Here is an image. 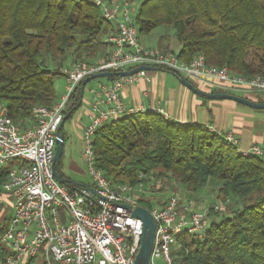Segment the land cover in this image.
Listing matches in <instances>:
<instances>
[{
    "label": "trees",
    "instance_id": "trees-1",
    "mask_svg": "<svg viewBox=\"0 0 264 264\" xmlns=\"http://www.w3.org/2000/svg\"><path fill=\"white\" fill-rule=\"evenodd\" d=\"M133 1L140 2L139 31L172 29L183 60L201 53L210 65L264 75V0ZM114 29L89 0H0V115L20 127L30 125L34 107L58 100L59 68L109 55ZM79 89L66 114L80 108ZM94 150L96 166L116 183H136L145 174L146 185L157 177L197 195L211 179L218 182V203L233 212L211 219L202 240L179 234L176 264H264V157L239 152L203 125L155 112L104 124L94 135ZM56 167L61 172L60 161ZM9 169L0 166V195ZM67 186L76 187L73 181ZM140 203L150 207L152 200ZM215 213L220 212L208 210L210 217ZM8 221L0 223V260L7 253L1 239Z\"/></svg>",
    "mask_w": 264,
    "mask_h": 264
},
{
    "label": "built area",
    "instance_id": "built-area-1",
    "mask_svg": "<svg viewBox=\"0 0 264 264\" xmlns=\"http://www.w3.org/2000/svg\"><path fill=\"white\" fill-rule=\"evenodd\" d=\"M89 1L115 25L108 37L109 55L61 66L59 71L67 83L65 94L51 106L34 107L30 125L20 127L11 117L0 115V166L10 167L0 203L12 211L1 239L7 253L0 264H136L143 221L133 212L139 206L147 209L158 224L150 264H176L173 252L178 235L188 232L202 240L210 226L208 211L199 210L194 199L171 193L163 203L152 201L150 207L143 206L140 201L147 192L145 174L136 183H116L96 166L94 135L104 124L148 112L170 119L159 108L146 109L124 100L125 84L137 81L146 70L112 80L105 78L88 89L93 115L84 128L83 159L91 183L72 188L57 180L53 163L59 127L84 78L151 65L188 80L210 76L225 92L264 93V75L243 76L227 66L210 65L201 53L187 62L177 52L143 44L131 0ZM218 134L238 147L239 138L234 133ZM241 153L264 157V143ZM210 208L225 211L219 203Z\"/></svg>",
    "mask_w": 264,
    "mask_h": 264
},
{
    "label": "crops",
    "instance_id": "crops-1",
    "mask_svg": "<svg viewBox=\"0 0 264 264\" xmlns=\"http://www.w3.org/2000/svg\"><path fill=\"white\" fill-rule=\"evenodd\" d=\"M143 44L156 46L162 50L179 52L180 45L173 41L171 35H162L157 44L147 43L141 38ZM104 82V81H103ZM194 87L206 92L218 91L219 83L210 76L202 75L200 78L190 81ZM233 91V90H231ZM225 92V91H222ZM81 103H85V120L80 123L81 153L83 157L85 142L83 139L84 128L91 120L93 111L89 100V92ZM232 93V92H231ZM123 97L130 105L142 106L146 109L159 108L169 114L170 119L184 124L203 125L217 133L232 132L239 138L238 151H247L254 144L264 143V110L256 111L251 107L228 99H210L195 93L182 83L181 77L171 71H147L142 77L133 83L125 84ZM80 106V107H81ZM80 109V108H79ZM64 133V152L68 146L67 134ZM84 143V144H83ZM61 165V164H60ZM61 167V166H60ZM72 170L78 175L84 174V170L75 162L71 163ZM73 181L76 187L90 185L91 179L82 181L81 178L66 176ZM83 177V176H82ZM75 187V188H76ZM218 188V182L211 179L195 196L209 197L211 190ZM186 195L194 196L185 189ZM217 196V194H216ZM205 209L204 207H201ZM217 217H212L216 220Z\"/></svg>",
    "mask_w": 264,
    "mask_h": 264
},
{
    "label": "rangeland",
    "instance_id": "rangeland-1",
    "mask_svg": "<svg viewBox=\"0 0 264 264\" xmlns=\"http://www.w3.org/2000/svg\"><path fill=\"white\" fill-rule=\"evenodd\" d=\"M131 2H133L132 3L133 8H135L137 12L140 6V2L133 1V0H131ZM164 34L171 35L173 41L177 42L176 37L174 35V31L172 29H167L166 27H162V26L156 27L152 29L150 32L139 31L140 37L147 43H151L153 45L157 44L160 37ZM104 79L105 78H101V79H96V80L89 82L85 88V96L88 94L87 91L91 86L96 85L100 80H104ZM189 81H192V80H189ZM66 87H67V83H66L65 77L59 76L56 79V90L58 93V100L62 97L63 94H65ZM218 91L222 92V89H219ZM231 92L237 95L243 96V97L251 98L255 101H264V93L262 92H255L251 94L244 92V91H239V90L238 91L233 90ZM84 109H85V103H83L80 109L75 111L71 116H69L65 120V132L67 134L68 146L65 150V153H63V156L60 159V164H61L60 170H61V173L64 174L65 176H70L72 178L77 176L81 178L82 181H88L89 174H88L86 163L81 153L82 140L80 137V129H79L80 123L85 120ZM256 111H259V109H256ZM72 162L77 163L84 170V174H82L83 177L81 175H78L75 170H72L71 168ZM147 187H148L147 189L149 190H147L145 195L142 196L143 200L150 199L154 202L163 203L167 199L168 195H170L171 193H178L182 197H186V198L189 197L186 195L185 188L181 184L175 181L168 183L167 180L165 179H158L157 177H151V182L150 184L147 185ZM209 193H210V196L207 198L204 196H195V195L189 198L195 200L197 208L199 210L208 211L211 205L217 204L218 201L220 202V200L216 196L217 194L216 190L212 189L211 192L209 191ZM0 198H2V194L0 195ZM204 206H205V209H202L201 207H204ZM232 212H233L232 208L231 209L227 208V211L220 212L218 214L215 213L213 216L211 217L209 216V218L211 220L212 217L218 216L219 218L216 219V221H220L222 218L221 216H229L231 215ZM11 213H12L11 207H5L2 204V209L0 212V223L2 221L7 222L11 216ZM158 263L160 264V261H158Z\"/></svg>",
    "mask_w": 264,
    "mask_h": 264
},
{
    "label": "water",
    "instance_id": "water-1",
    "mask_svg": "<svg viewBox=\"0 0 264 264\" xmlns=\"http://www.w3.org/2000/svg\"><path fill=\"white\" fill-rule=\"evenodd\" d=\"M141 70H146V71H155L156 68L151 65H139L136 66L130 70L127 71H120V72H110V71H103L99 73H94L91 74L90 76L84 78L81 81L80 89H79V97H80V103H82L84 93H85V88L86 85L96 79H101V78H107V79H115L117 76H128L135 74ZM182 83L192 89L195 93H198L200 95L206 96L210 99H228V100H233L237 103L246 105L248 107L254 108V109H259V110H264V101H255L251 98L248 97H243L240 95H237L235 93H230V92H206L203 90H200L196 87L193 86V84L186 78L181 79ZM73 111H69L65 117L64 121L61 123L59 127V132H58V138H57V146L55 150V157H54V163H53V168H54V174L57 180L63 184H70L72 183V180L69 179L68 177L64 176L56 167L57 162L60 161L63 152H64V133H63V126L65 120L72 114ZM133 216L140 218L143 221V235L141 238V246L140 250L137 254L136 257V264H150V256L154 247L155 243V236L156 232L158 229V224L156 220L153 218L152 214L145 209L144 207L139 206L134 212Z\"/></svg>",
    "mask_w": 264,
    "mask_h": 264
}]
</instances>
